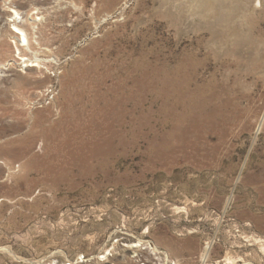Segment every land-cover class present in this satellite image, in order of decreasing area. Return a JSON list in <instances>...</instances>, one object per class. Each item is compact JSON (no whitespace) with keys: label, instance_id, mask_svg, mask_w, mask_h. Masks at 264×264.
Masks as SVG:
<instances>
[{"label":"rangeland","instance_id":"374dc122","mask_svg":"<svg viewBox=\"0 0 264 264\" xmlns=\"http://www.w3.org/2000/svg\"><path fill=\"white\" fill-rule=\"evenodd\" d=\"M13 1L44 60L0 0V264H264V0Z\"/></svg>","mask_w":264,"mask_h":264},{"label":"bare ground","instance_id":"6f19581e","mask_svg":"<svg viewBox=\"0 0 264 264\" xmlns=\"http://www.w3.org/2000/svg\"><path fill=\"white\" fill-rule=\"evenodd\" d=\"M4 1H6V3L9 4V6H7L8 11L10 12L8 15V19L10 22L9 30H10L11 37H12L11 43H13L14 48H15L14 57L18 60H23V63H25V66H24L25 68H29V69L34 68V67L38 68L40 66L41 61H43L44 59L39 58L38 51H34L31 49V43L33 42L35 44H39V41L37 40V36L35 35L36 30L38 29V24L41 22L43 18V16L37 15L39 8L37 6H34L30 10H20L17 8V3L14 2L13 0H4ZM256 2L261 3V0H256L255 4H257ZM25 23L26 25H28V27H25ZM23 50L27 51L32 56H27L26 54H23ZM33 62H36V63L34 64ZM0 72H1L0 77L4 76V70H3L2 65H0ZM129 248L133 249L132 251H138L139 249H146V251L149 250L151 251L150 252L151 254L156 255L158 258H161V260H163L162 258L163 256L160 257V254H159L160 251L155 246H152L147 241L139 239L136 242L129 244ZM6 249L9 250L8 248ZM209 250H210V244L209 246L205 247L204 251L201 254V262H202L201 264H205V262L207 261L209 257ZM112 254L113 253H111L110 250L105 253L103 252L101 256L98 255L96 260H98V262L108 261L110 259V255ZM224 261H225V264H235L236 263L235 261L233 263V261H231L230 258H224ZM78 262H84V260L80 259L79 261L77 260L76 262H69V264H77ZM63 264H66V263H63Z\"/></svg>","mask_w":264,"mask_h":264},{"label":"built area","instance_id":"2783aa9c","mask_svg":"<svg viewBox=\"0 0 264 264\" xmlns=\"http://www.w3.org/2000/svg\"><path fill=\"white\" fill-rule=\"evenodd\" d=\"M58 95V87L55 83L48 84L46 87L43 89V93L38 96L33 103H39L44 105V104H51L57 97ZM35 106V105H34Z\"/></svg>","mask_w":264,"mask_h":264}]
</instances>
